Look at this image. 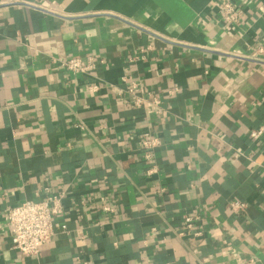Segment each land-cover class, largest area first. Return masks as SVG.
<instances>
[{
  "label": "crops",
  "instance_id": "crops-1",
  "mask_svg": "<svg viewBox=\"0 0 264 264\" xmlns=\"http://www.w3.org/2000/svg\"><path fill=\"white\" fill-rule=\"evenodd\" d=\"M224 1L0 0V264H264V0H229L236 26ZM49 192L25 257L4 213Z\"/></svg>",
  "mask_w": 264,
  "mask_h": 264
},
{
  "label": "built area",
  "instance_id": "built-area-1",
  "mask_svg": "<svg viewBox=\"0 0 264 264\" xmlns=\"http://www.w3.org/2000/svg\"><path fill=\"white\" fill-rule=\"evenodd\" d=\"M220 15L229 26H236L240 23L238 6L229 0L223 2ZM60 62L63 68L74 74L88 75L97 67V62L93 56H89L86 60L80 56H73ZM92 88L96 87L93 86ZM136 88L137 85L132 84L129 86V92L135 95V105L141 106L144 99L137 95ZM154 103L158 105L160 99L155 98ZM251 136L255 140H260L264 136V127L252 130ZM160 144L161 140L158 136L151 132L143 134L142 146L147 161L154 159L155 149ZM229 206L236 213L244 212L248 207V203L241 200H231ZM63 208L62 195L50 192L44 200H26L17 206L7 208L4 217L10 228L13 247L25 257L42 253L53 242L55 218L64 211ZM106 210H110V208L106 207ZM184 219L186 228L189 229L198 217L187 214Z\"/></svg>",
  "mask_w": 264,
  "mask_h": 264
}]
</instances>
